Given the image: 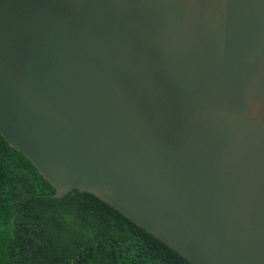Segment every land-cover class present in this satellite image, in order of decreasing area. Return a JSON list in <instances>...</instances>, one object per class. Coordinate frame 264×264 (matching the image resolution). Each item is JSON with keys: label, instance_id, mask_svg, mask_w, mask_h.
I'll list each match as a JSON object with an SVG mask.
<instances>
[{"label": "water", "instance_id": "1", "mask_svg": "<svg viewBox=\"0 0 264 264\" xmlns=\"http://www.w3.org/2000/svg\"><path fill=\"white\" fill-rule=\"evenodd\" d=\"M0 135L53 198L264 264V0H0Z\"/></svg>", "mask_w": 264, "mask_h": 264}, {"label": "trees", "instance_id": "2", "mask_svg": "<svg viewBox=\"0 0 264 264\" xmlns=\"http://www.w3.org/2000/svg\"><path fill=\"white\" fill-rule=\"evenodd\" d=\"M54 193L0 135V264H191L97 197Z\"/></svg>", "mask_w": 264, "mask_h": 264}]
</instances>
